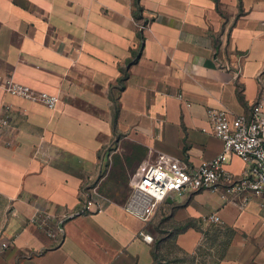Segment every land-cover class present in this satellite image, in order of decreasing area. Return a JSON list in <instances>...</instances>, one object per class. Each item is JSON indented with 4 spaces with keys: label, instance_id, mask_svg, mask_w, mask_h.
<instances>
[{
    "label": "crops",
    "instance_id": "1",
    "mask_svg": "<svg viewBox=\"0 0 264 264\" xmlns=\"http://www.w3.org/2000/svg\"><path fill=\"white\" fill-rule=\"evenodd\" d=\"M255 109L264 0H0V264H155L161 245L193 252L213 227L229 233L219 264H264V195L172 193L147 222L95 197L124 142L191 169L224 151L211 113ZM248 166L230 154L225 169Z\"/></svg>",
    "mask_w": 264,
    "mask_h": 264
},
{
    "label": "built area",
    "instance_id": "2",
    "mask_svg": "<svg viewBox=\"0 0 264 264\" xmlns=\"http://www.w3.org/2000/svg\"><path fill=\"white\" fill-rule=\"evenodd\" d=\"M10 88L49 107H54L58 102L56 96L47 93L35 97L25 86L11 83ZM210 116L215 135L224 143L223 153L212 161L191 169L168 156H161L157 163L145 164L137 174L136 188L126 208L128 213L147 222L159 204L172 193L202 190L216 193L223 187L224 199L247 192L264 195V113L255 109L252 119L237 116L232 122L224 112H213ZM9 126L8 117L0 115V136ZM230 154L238 155L249 162V166L239 177L229 174L225 169ZM93 204L94 202L89 201L87 210ZM211 220L220 222L221 217L214 213ZM141 236L149 243L154 240L152 235L144 232H141ZM7 246L3 245L4 248Z\"/></svg>",
    "mask_w": 264,
    "mask_h": 264
},
{
    "label": "rangeland",
    "instance_id": "3",
    "mask_svg": "<svg viewBox=\"0 0 264 264\" xmlns=\"http://www.w3.org/2000/svg\"><path fill=\"white\" fill-rule=\"evenodd\" d=\"M146 155L145 149L127 142L114 149L95 197L125 209L136 188L137 174L146 164ZM228 234L227 229L211 228L193 252L181 249L175 241L165 243L158 252L161 264H219L227 246Z\"/></svg>",
    "mask_w": 264,
    "mask_h": 264
},
{
    "label": "trees",
    "instance_id": "4",
    "mask_svg": "<svg viewBox=\"0 0 264 264\" xmlns=\"http://www.w3.org/2000/svg\"><path fill=\"white\" fill-rule=\"evenodd\" d=\"M159 251V250H158ZM155 264H161V259L159 258L158 253L156 254V261Z\"/></svg>",
    "mask_w": 264,
    "mask_h": 264
}]
</instances>
